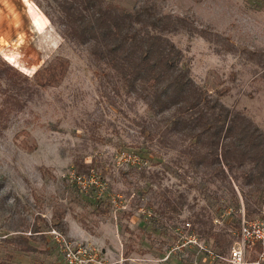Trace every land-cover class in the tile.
<instances>
[{"label":"rangeland","instance_id":"374dc122","mask_svg":"<svg viewBox=\"0 0 264 264\" xmlns=\"http://www.w3.org/2000/svg\"><path fill=\"white\" fill-rule=\"evenodd\" d=\"M61 1L0 0V107L21 103L0 122V264H69L53 229L86 250L81 264H227L208 251L228 258L242 210L264 218L259 166L218 171L197 120L176 127L188 113L153 110L148 89L66 32ZM102 1L164 17L160 33L208 98L205 113L238 112L264 138V0ZM59 59L64 77L34 86ZM79 174L91 176L82 185Z\"/></svg>","mask_w":264,"mask_h":264},{"label":"trees","instance_id":"16d2710c","mask_svg":"<svg viewBox=\"0 0 264 264\" xmlns=\"http://www.w3.org/2000/svg\"><path fill=\"white\" fill-rule=\"evenodd\" d=\"M58 6L66 32L81 43L92 41V54L109 64L131 89L135 90L139 84L148 89L151 94L148 104L153 110L173 107L180 115L188 113L185 121L178 118L176 127L197 120L198 127L208 134L202 138L194 133L196 141L212 152L218 171L225 173L223 167L232 170L235 164L249 161L259 166L264 178V138L258 127L244 115L222 106L218 113L210 116L205 113L203 105L209 102L208 98L187 70L180 68L181 51L160 33L170 25L164 17L147 5L130 11L116 4H103L102 0H62ZM199 34L207 37L202 31ZM66 68L67 61L59 59L37 69L32 75L34 86L44 89L56 84L64 77ZM12 85L17 86L14 82ZM19 106L21 103L14 97L11 103L0 107V122L12 108ZM251 176H247L250 181ZM260 181L261 178L255 179L256 190L260 191L258 200L262 203L264 182ZM250 213L247 209V216ZM217 244L222 245L220 239Z\"/></svg>","mask_w":264,"mask_h":264},{"label":"built area","instance_id":"2783aa9c","mask_svg":"<svg viewBox=\"0 0 264 264\" xmlns=\"http://www.w3.org/2000/svg\"><path fill=\"white\" fill-rule=\"evenodd\" d=\"M122 156L127 162L134 163L136 161L135 156L131 153L122 152ZM90 176L91 175H89L88 178H90ZM84 177L79 174L74 176L73 179L75 182L84 185L85 179H88L86 177L84 179ZM240 219V242H237L230 249L228 258L214 255L211 251H208L210 255H213L211 258L223 259L227 264H264V218H253L248 220L244 210H242ZM50 234L60 244L62 254L69 264H81L82 258L88 256L85 249L70 244L59 231L53 229ZM187 241L189 243H197L196 240L192 238H188ZM197 245L201 249H206L198 243ZM251 254H254L252 259L250 257ZM91 259V257H88L87 260Z\"/></svg>","mask_w":264,"mask_h":264}]
</instances>
